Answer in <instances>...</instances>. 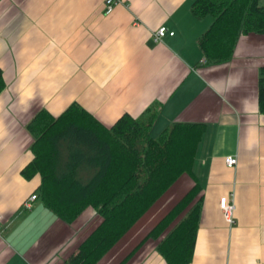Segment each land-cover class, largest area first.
Listing matches in <instances>:
<instances>
[{
	"label": "crops",
	"instance_id": "obj_1",
	"mask_svg": "<svg viewBox=\"0 0 264 264\" xmlns=\"http://www.w3.org/2000/svg\"><path fill=\"white\" fill-rule=\"evenodd\" d=\"M191 2L119 0L105 14L103 0H0V264H65L97 222L90 209L71 223L59 220L29 199L38 175L21 174L32 159L27 122L71 103L104 126L150 108L152 136L175 122L202 125L192 162L201 201L187 264H264V113L257 106L264 34L240 36L228 61L209 63L196 40L211 19L193 17ZM159 26L166 32L155 41ZM222 196L232 200L231 224L218 207ZM125 241L96 264H165L152 241L123 262L132 247Z\"/></svg>",
	"mask_w": 264,
	"mask_h": 264
},
{
	"label": "trees",
	"instance_id": "obj_2",
	"mask_svg": "<svg viewBox=\"0 0 264 264\" xmlns=\"http://www.w3.org/2000/svg\"><path fill=\"white\" fill-rule=\"evenodd\" d=\"M190 13L211 19L196 40L209 63L228 61L240 36L264 34V0H192ZM3 86L0 71V91ZM257 106L264 113V67L257 82ZM154 116L149 108L137 117L124 113L104 126L71 103L56 116L41 109L25 125L32 159L21 174L38 175L34 197L65 223L86 209L98 220L65 264H96L123 240L124 245L132 240L123 262L146 241L154 242L165 264L189 262L201 201L192 162L203 127L175 122L152 136ZM181 179L187 187L176 197L171 190ZM166 193L176 199L136 235L140 219Z\"/></svg>",
	"mask_w": 264,
	"mask_h": 264
},
{
	"label": "built area",
	"instance_id": "obj_3",
	"mask_svg": "<svg viewBox=\"0 0 264 264\" xmlns=\"http://www.w3.org/2000/svg\"><path fill=\"white\" fill-rule=\"evenodd\" d=\"M119 0H103V8H104V13L105 14H109L112 9L113 6H115L118 3ZM166 32V28L164 26H159L153 33V39L155 41L160 40V38L164 35V33ZM169 34H172V32H168ZM224 162L227 166H233L235 164V158L231 157V156H226L224 158ZM35 197L33 194H31V196L29 197L30 200H33ZM25 207H29V204L27 202L24 203ZM218 207L222 212L223 218L225 219V221L228 224L232 223V210H233V204H232V200L229 197H219L218 199ZM0 222H1V218H0Z\"/></svg>",
	"mask_w": 264,
	"mask_h": 264
},
{
	"label": "rangeland",
	"instance_id": "obj_4",
	"mask_svg": "<svg viewBox=\"0 0 264 264\" xmlns=\"http://www.w3.org/2000/svg\"><path fill=\"white\" fill-rule=\"evenodd\" d=\"M183 180L185 181V179H182V180L179 181L180 183L178 182L176 184L178 189H177V187H172V190H171L172 194L173 193L176 194V197H178L181 194V189L179 187L183 186V184H182V182H184ZM168 195H169V193H166V195L164 196V200L162 202H158L156 205H154L148 211V213L143 218L140 219V222L136 226V228H138L140 230L139 231L140 234H143L144 231L147 230L160 217V215L170 206V204L174 201V199H176V198H173V197L171 199H169ZM168 199L170 201H168ZM86 210H89V209H86ZM86 210H84V211H86ZM86 230H88V229H86ZM89 230H91V228Z\"/></svg>",
	"mask_w": 264,
	"mask_h": 264
}]
</instances>
